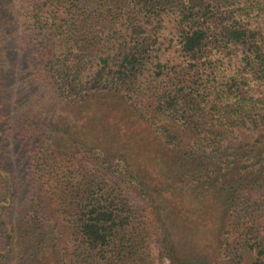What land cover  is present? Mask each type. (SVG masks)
<instances>
[{"label":"trees","instance_id":"obj_1","mask_svg":"<svg viewBox=\"0 0 264 264\" xmlns=\"http://www.w3.org/2000/svg\"><path fill=\"white\" fill-rule=\"evenodd\" d=\"M260 192L264 0H0V264H264Z\"/></svg>","mask_w":264,"mask_h":264},{"label":"rangeland","instance_id":"obj_2","mask_svg":"<svg viewBox=\"0 0 264 264\" xmlns=\"http://www.w3.org/2000/svg\"><path fill=\"white\" fill-rule=\"evenodd\" d=\"M168 32H166L167 34ZM171 35L167 36V39H170ZM128 126H126L127 128ZM122 133L125 132L124 130L121 131ZM127 134L130 135L129 132H127ZM234 137L235 136H240L242 134H246L248 137H257V135L260 134V129L255 128L253 129L252 127L249 126L246 128H235L234 130ZM147 143V153L144 154L145 158L144 159H149L151 160V157L149 155L151 147L150 145H148V143H150V140L148 137H146V141ZM159 150V149H158ZM154 151V150H153ZM172 159H176L179 158L178 155L173 154L171 156ZM93 172L96 174V176H98L99 178L105 179L108 183H110L112 186H115L116 188H118L119 190H121L124 194V196L127 198V200L132 204L135 205L136 207H141L144 203L143 199H141L136 193H134L133 191H131L129 188L125 187L120 180L111 172L104 170L103 168H99L97 166L93 167ZM151 172L156 173V170L154 168L150 169ZM264 196V192H260L259 195H256V197H262ZM264 218V217H262ZM261 218V219H262ZM262 224V223H261ZM150 251H151V256H152V263L153 264H169L168 260L164 261V263H161L158 260V254H157V250L154 246V243L150 244Z\"/></svg>","mask_w":264,"mask_h":264}]
</instances>
